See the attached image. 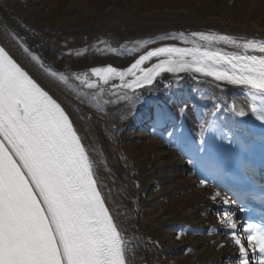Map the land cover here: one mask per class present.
Here are the masks:
<instances>
[{
	"label": "bare ground",
	"instance_id": "1",
	"mask_svg": "<svg viewBox=\"0 0 264 264\" xmlns=\"http://www.w3.org/2000/svg\"><path fill=\"white\" fill-rule=\"evenodd\" d=\"M29 2L31 8L27 0H0V39L70 113L103 196L129 242V264H236L238 251L218 223L217 210L226 206L219 198L210 199L218 190L188 176L184 160L157 140L150 126L138 128L134 120L145 112L163 118L166 107L200 128L216 106L235 100L237 110L247 114L227 116L232 122L239 119L248 131L251 114L244 107L245 94L208 81L164 77L151 90L127 92L139 99H122L125 93L111 87L116 84L106 85L98 103L90 98L95 90L79 81L70 79L65 86L50 78L20 42L40 55L46 67L90 76L94 67L126 69L156 47L200 45L193 32L264 40V0ZM165 35L170 38L159 39Z\"/></svg>",
	"mask_w": 264,
	"mask_h": 264
},
{
	"label": "snow or ice",
	"instance_id": "2",
	"mask_svg": "<svg viewBox=\"0 0 264 264\" xmlns=\"http://www.w3.org/2000/svg\"><path fill=\"white\" fill-rule=\"evenodd\" d=\"M191 36L239 51L160 46L140 55L124 70L109 65L90 69V76H69L46 67L42 57L24 43L20 47L53 80L67 86L73 79L95 90L90 98L98 103L113 80L119 84L111 87L125 93L122 99H139L127 92L150 88L162 73H198L211 77L218 86L246 89L250 113L264 124V40H237L204 32ZM153 58L157 62L142 67ZM83 95L87 98L89 94ZM233 111L239 116L247 114L235 106ZM194 163L201 170H215L218 176L226 168V161L205 157H197ZM218 198L227 206L217 210L218 223L238 251L236 264H264V221L240 222L231 208L236 201L220 191L210 197L213 202ZM244 210L241 204L240 211ZM128 243L106 206L93 162L69 114L0 47V264H128Z\"/></svg>",
	"mask_w": 264,
	"mask_h": 264
},
{
	"label": "rangeland",
	"instance_id": "3",
	"mask_svg": "<svg viewBox=\"0 0 264 264\" xmlns=\"http://www.w3.org/2000/svg\"><path fill=\"white\" fill-rule=\"evenodd\" d=\"M29 0H27V6L29 7V8H31L32 7V3L31 2H29ZM97 19V13L96 12H94L93 13V17H92V19L91 20H93V21H95Z\"/></svg>",
	"mask_w": 264,
	"mask_h": 264
}]
</instances>
